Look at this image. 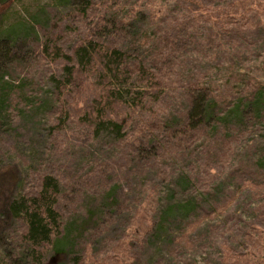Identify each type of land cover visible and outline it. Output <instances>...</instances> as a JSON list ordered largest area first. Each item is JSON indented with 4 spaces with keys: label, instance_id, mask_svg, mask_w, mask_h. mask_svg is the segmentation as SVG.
I'll return each mask as SVG.
<instances>
[{
    "label": "rangeland",
    "instance_id": "rangeland-1",
    "mask_svg": "<svg viewBox=\"0 0 264 264\" xmlns=\"http://www.w3.org/2000/svg\"><path fill=\"white\" fill-rule=\"evenodd\" d=\"M178 1L95 0L83 23L77 13L81 0H0L8 7L0 17V38L13 26L18 35L4 72L7 88L16 93L0 118V174L18 177V193L44 175L60 180L67 246L54 259L48 255V264H224L225 254L228 261L246 254L250 264H258L263 257L264 127L232 125L213 139L184 124L193 84L226 98L264 83V13L211 0L212 10L195 19L181 16ZM109 4L118 19L140 12L115 36L133 56L145 59L156 48L144 40L168 39L182 22L190 27L181 32L186 50L177 67L154 64L164 96L129 118L123 140L111 129L97 133L84 121V79L68 82L65 70ZM57 46L72 61L58 57ZM172 130L177 132L168 140ZM138 141L157 145L161 156L154 158L155 149L139 156ZM182 200H191L195 210L174 213L163 223L166 206ZM152 218L156 225L144 242ZM19 235L16 225L3 232L0 264L6 250L23 253Z\"/></svg>",
    "mask_w": 264,
    "mask_h": 264
},
{
    "label": "trees",
    "instance_id": "trees-1",
    "mask_svg": "<svg viewBox=\"0 0 264 264\" xmlns=\"http://www.w3.org/2000/svg\"><path fill=\"white\" fill-rule=\"evenodd\" d=\"M2 1L8 4L11 0ZM230 1V7L237 11L243 12L247 6H250V11L264 13V7H262L264 0ZM209 2L211 0H179L177 2L179 9L177 7L176 9L180 14L182 13V17L192 15L197 19L199 15L206 16V12L212 10L213 5ZM95 3V0H81L77 13L84 20L83 23H87L90 12L95 8ZM113 5L116 6L115 3ZM113 5H104L106 6L105 14L97 18L89 34L74 50L73 56L77 61L67 66L65 70L68 82H71L75 76L84 79V121L91 124L97 133L111 129L123 140L126 138L129 118L152 101L164 96L162 86L166 87L162 78H159L160 69H156L154 64L157 63L161 67L171 66L173 70L177 67L180 54L186 50L181 32L187 33V28L190 27L182 22L183 24L174 26L176 29L172 30L173 33L168 39L155 36L153 41L144 40L145 43L151 42V47L156 46V48L149 52L146 50L148 55L145 59L141 58V55L133 56L132 52L120 47L116 38L119 32L129 27L130 20H135L140 12L132 11L127 21L118 19V16H113V13L117 12L113 10ZM5 6L0 5V17L6 15L8 7ZM174 20L177 21V19ZM184 25V28L179 27ZM192 27L194 28L195 25L193 24ZM16 28L15 26L8 28L0 38V53L2 59L5 58L0 61V118L4 117L16 93L7 88L8 83L4 75L7 69L6 64L12 58L13 49L18 41ZM157 44L160 45L157 47ZM45 47V52L48 53L51 48L48 44ZM55 51L58 57L72 61V55L63 53L62 47L57 46ZM152 90L155 93H152ZM189 92L190 108L184 129H191V131L197 129L201 133L206 132L208 137L214 139L224 127L228 129L232 125L239 129L246 128V124L249 123L264 127V83L254 82L244 87L242 93L232 91L226 98L214 95L210 89L198 83L193 84ZM175 132L177 131L172 130L171 135L165 138L168 140L174 138ZM137 143H140V146L135 149V153L139 156L145 150L151 153L152 149L156 152L154 158L161 156L157 145H151L148 148L144 147L143 141ZM17 178L11 171L0 174V242L3 240V232L10 226L16 225L20 233L19 249L23 253L14 249L6 250L3 264H48V255L54 259L64 254L67 246L65 239L69 225L65 223L59 206L62 184L57 177L44 175L35 187L18 193L16 191ZM184 178L187 182L190 181L188 175ZM155 195L157 194L152 193L149 196ZM182 201L181 203L176 201L172 207L171 205L166 206L163 223L167 222L174 213L188 215L190 211L195 210L191 200ZM149 223L150 226L142 235L144 242L156 225L153 218ZM259 253L263 257L261 261L259 259L258 264H264V240L259 246ZM249 257L246 254L236 255L233 256L232 261L229 260L231 261L229 263V258L225 254L223 263L250 264L251 257ZM130 264H141V262L133 261Z\"/></svg>",
    "mask_w": 264,
    "mask_h": 264
}]
</instances>
